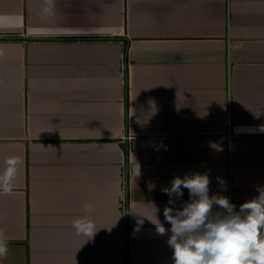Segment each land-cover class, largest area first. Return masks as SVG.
<instances>
[{"label":"crops","instance_id":"0c3cea01","mask_svg":"<svg viewBox=\"0 0 264 264\" xmlns=\"http://www.w3.org/2000/svg\"><path fill=\"white\" fill-rule=\"evenodd\" d=\"M262 126L264 0H0V264H174L165 189L207 174L239 211Z\"/></svg>","mask_w":264,"mask_h":264},{"label":"clouds","instance_id":"9594fccd","mask_svg":"<svg viewBox=\"0 0 264 264\" xmlns=\"http://www.w3.org/2000/svg\"><path fill=\"white\" fill-rule=\"evenodd\" d=\"M52 0H46L50 6ZM50 7H45L47 13ZM264 131V126L261 127ZM8 167L0 173V190L8 193L18 173L19 161L10 158ZM209 177L196 174L191 177L175 178L171 188L165 189L170 197H180L183 189L189 191L190 202L182 210L172 214L166 208L164 215L171 224L168 243L173 249L174 264H264V188H259L258 197L240 205L239 211L223 196H209ZM220 183H224L220 181ZM171 202V201H170ZM218 205L223 213H212ZM86 212L93 205H84ZM78 234L93 237L95 225L85 217L73 221ZM160 233L165 229L158 228ZM7 236L0 230V260L8 254Z\"/></svg>","mask_w":264,"mask_h":264}]
</instances>
